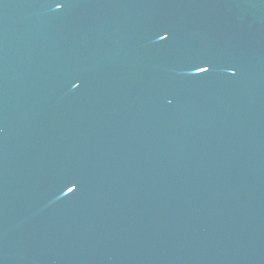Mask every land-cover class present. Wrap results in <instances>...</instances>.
<instances>
[{"label": "water", "instance_id": "obj_1", "mask_svg": "<svg viewBox=\"0 0 264 264\" xmlns=\"http://www.w3.org/2000/svg\"><path fill=\"white\" fill-rule=\"evenodd\" d=\"M0 264H264V0H0Z\"/></svg>", "mask_w": 264, "mask_h": 264}, {"label": "snow or ice", "instance_id": "obj_2", "mask_svg": "<svg viewBox=\"0 0 264 264\" xmlns=\"http://www.w3.org/2000/svg\"><path fill=\"white\" fill-rule=\"evenodd\" d=\"M203 70H205V71H206V69H203Z\"/></svg>", "mask_w": 264, "mask_h": 264}]
</instances>
